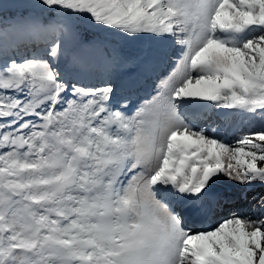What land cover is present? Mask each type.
Wrapping results in <instances>:
<instances>
[{
  "label": "snow or ice",
  "instance_id": "6c2138e0",
  "mask_svg": "<svg viewBox=\"0 0 264 264\" xmlns=\"http://www.w3.org/2000/svg\"><path fill=\"white\" fill-rule=\"evenodd\" d=\"M13 7L0 3V264H264V197L258 215L195 227L221 178L264 186V0ZM90 29L148 47L129 59Z\"/></svg>",
  "mask_w": 264,
  "mask_h": 264
},
{
  "label": "rangeland",
  "instance_id": "374dc122",
  "mask_svg": "<svg viewBox=\"0 0 264 264\" xmlns=\"http://www.w3.org/2000/svg\"><path fill=\"white\" fill-rule=\"evenodd\" d=\"M18 0H0L5 8V15L11 17L18 14V11L13 5L17 3ZM88 31L96 32L102 35L101 37H95L94 40L106 41L109 44H114L121 50V53L124 57L129 59H134L140 54L141 49H146L148 47V42L145 41H132V40H122L119 36H112L107 33L100 32L96 29H90ZM127 69H119L114 74V82L117 84L119 79L127 80ZM156 80L153 76L152 78L142 82L136 89H134V100H139L140 98H146L150 95H155L158 91L155 87ZM225 139H231V132ZM214 198L221 200V203L218 207L213 208L210 215V225L205 228H210L217 222L218 219L227 217L233 213L244 214V215H258L261 211L259 206L252 200V197H260L264 193V186L256 184L250 189L236 184L227 178H221L213 186ZM257 194V195H256ZM202 226H197L201 228Z\"/></svg>",
  "mask_w": 264,
  "mask_h": 264
},
{
  "label": "bare ground",
  "instance_id": "6f19581e",
  "mask_svg": "<svg viewBox=\"0 0 264 264\" xmlns=\"http://www.w3.org/2000/svg\"><path fill=\"white\" fill-rule=\"evenodd\" d=\"M214 193H213V190H212V194H211V196L208 198V202L205 204V211L204 212H202L200 215H199V217H201V219H203V221H204V224H203V226L201 227V229H203V228H205V227H207V226H209L210 225V222H211V219L209 218L210 217V213H211V211H213V208H216V207H218L219 205H220V203H221V200L220 199H217L216 197L214 198ZM257 195V194H256ZM261 197H264V193H263V195L262 196H260V197H257V196H255V194H254V196L252 197V200H254L255 201V203L258 205V202H259V199L261 198Z\"/></svg>",
  "mask_w": 264,
  "mask_h": 264
},
{
  "label": "trees",
  "instance_id": "16d2710c",
  "mask_svg": "<svg viewBox=\"0 0 264 264\" xmlns=\"http://www.w3.org/2000/svg\"><path fill=\"white\" fill-rule=\"evenodd\" d=\"M95 37H98V38L101 37L102 38V35L98 34L96 32H91V31H87L85 34L86 41H90V40L94 39Z\"/></svg>",
  "mask_w": 264,
  "mask_h": 264
}]
</instances>
